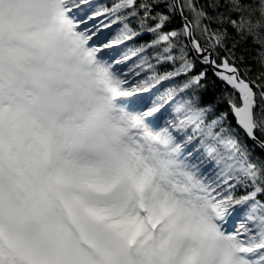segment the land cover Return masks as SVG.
<instances>
[{
	"label": "snow or ice",
	"instance_id": "obj_1",
	"mask_svg": "<svg viewBox=\"0 0 264 264\" xmlns=\"http://www.w3.org/2000/svg\"><path fill=\"white\" fill-rule=\"evenodd\" d=\"M0 264H264V0H0Z\"/></svg>",
	"mask_w": 264,
	"mask_h": 264
},
{
	"label": "trees",
	"instance_id": "obj_2",
	"mask_svg": "<svg viewBox=\"0 0 264 264\" xmlns=\"http://www.w3.org/2000/svg\"><path fill=\"white\" fill-rule=\"evenodd\" d=\"M93 4L99 5V8H111L112 5L116 2V0H92ZM151 23V22H150ZM181 20L180 17L176 16L173 18L171 24H169L167 26V28L165 29L166 31L172 28H178L180 26ZM130 27H132L133 29L139 31V26H138V22L133 19L129 21ZM120 24H113L111 26V28H117ZM106 29L107 31H111L112 29ZM153 39V37L150 34H142L139 37L133 39L132 41H128L126 42L124 45L119 46L118 50H117V55H119V51L126 47L127 49L129 48H136L139 47L143 44H146L148 42H150ZM146 55H148L149 57H152L154 55L152 50H149L148 52H146ZM154 65L156 64V61L153 59L151 61ZM132 62H129V64L126 65H122V69L123 70H127V67H129L131 65ZM173 65L171 63H164V64H160V65H156V71L160 74H163L167 71H171L173 70ZM197 70H199V66L197 68ZM255 71V70H254ZM144 78V74L142 73L140 77H137L136 79H143ZM186 77H179L175 80L172 81H167V82H162L158 85H156V88L154 90H152L150 93H145V96H151L153 97L154 95H158V92H164L165 87H173V86H177L182 84L185 81ZM212 80L211 74H209V81ZM222 89H223V85L217 83L215 85V87L212 86L211 83L208 84V89L207 91H202L201 95H202V103L204 104H214L217 113L221 112V111H225L227 108L226 103L224 102H219L217 103L218 98L222 95ZM166 107V106H165ZM234 123V122H233ZM249 146L251 147V142H249ZM239 194V193H237Z\"/></svg>",
	"mask_w": 264,
	"mask_h": 264
},
{
	"label": "rangeland",
	"instance_id": "obj_3",
	"mask_svg": "<svg viewBox=\"0 0 264 264\" xmlns=\"http://www.w3.org/2000/svg\"><path fill=\"white\" fill-rule=\"evenodd\" d=\"M94 8H99V5H96V6L94 5ZM120 27H122V25H119L118 28H114V29H112L111 31H106V30H104V35H105L106 37H111V36H113V35H115V34L117 33V31L120 29ZM126 49H127L126 47L122 48V49L119 51V53L124 52ZM133 62H135V61H133ZM121 68H122V67H121ZM168 88H170V87H165L164 90L166 91ZM165 91H164V92H158V93H157L158 96L164 94ZM158 96H157V97H158ZM157 97H155V95H154L153 97H151V99L154 100V99H156ZM165 108H166V110H170V109L168 108V106H166ZM162 124H163V121H161V125H162ZM240 215H241V214L238 213V214H237V217L234 218V220L232 221V224H233V225L236 224V221L239 219V216H240Z\"/></svg>",
	"mask_w": 264,
	"mask_h": 264
},
{
	"label": "bare ground",
	"instance_id": "obj_4",
	"mask_svg": "<svg viewBox=\"0 0 264 264\" xmlns=\"http://www.w3.org/2000/svg\"><path fill=\"white\" fill-rule=\"evenodd\" d=\"M118 31H119V30H118ZM118 31H117V32H118Z\"/></svg>",
	"mask_w": 264,
	"mask_h": 264
},
{
	"label": "water",
	"instance_id": "obj_5",
	"mask_svg": "<svg viewBox=\"0 0 264 264\" xmlns=\"http://www.w3.org/2000/svg\"><path fill=\"white\" fill-rule=\"evenodd\" d=\"M179 17V16H178Z\"/></svg>",
	"mask_w": 264,
	"mask_h": 264
}]
</instances>
